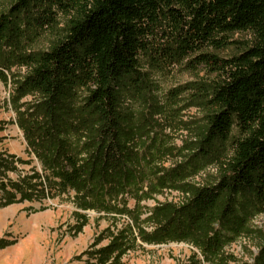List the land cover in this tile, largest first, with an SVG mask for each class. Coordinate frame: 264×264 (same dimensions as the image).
<instances>
[{"label": "rangeland", "instance_id": "374dc122", "mask_svg": "<svg viewBox=\"0 0 264 264\" xmlns=\"http://www.w3.org/2000/svg\"><path fill=\"white\" fill-rule=\"evenodd\" d=\"M90 3L19 8L0 0V202L9 192L17 198L0 205V264H264V203L256 191L223 192L205 218L178 214L199 188L228 173L237 143L251 132L234 118L226 137H213V97L223 75L203 57L229 59L252 46L254 35L229 33L221 46L186 43L192 31L185 15L181 23L162 19L137 70L116 83L129 173L91 180L101 122L87 87L68 86L52 116L45 95L24 81ZM67 156L87 175L63 190L57 182L71 169ZM8 162L9 169L2 165ZM22 182L30 185L24 194ZM173 217L168 233L158 235Z\"/></svg>", "mask_w": 264, "mask_h": 264}, {"label": "trees", "instance_id": "16d2710c", "mask_svg": "<svg viewBox=\"0 0 264 264\" xmlns=\"http://www.w3.org/2000/svg\"><path fill=\"white\" fill-rule=\"evenodd\" d=\"M15 1L19 8H26L44 0ZM183 15L192 31L183 42L194 38L221 46L229 43V33L249 30L254 44L229 59L215 54L203 57L202 62L223 75L213 97L219 108L211 118L213 137H226L234 118L242 129L251 132L237 143L228 173L217 184L199 188L189 203L179 208V217L192 211L197 218H205L227 190L232 195L254 190L264 203V0H91L85 17L74 22L59 46L42 54L25 84L45 95L47 111L52 116L68 86L78 82L85 85L88 104L101 122L88 179L127 175L128 154L122 140L116 83L125 73L137 70L139 54L148 48L154 27L168 16L181 23ZM39 139L28 141L29 145H36ZM67 157L72 161L71 169L61 171L57 182L63 190L77 186L87 175L85 168ZM10 163L2 165L9 169ZM20 185L18 191L23 194L24 188L30 186L23 182ZM9 194L0 205L17 199L16 194ZM230 205L231 202L227 207ZM174 219L158 227L157 234H167Z\"/></svg>", "mask_w": 264, "mask_h": 264}]
</instances>
